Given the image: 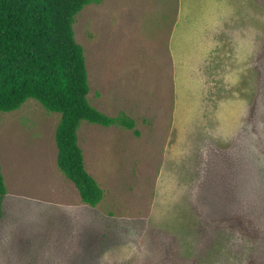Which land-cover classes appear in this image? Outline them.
Wrapping results in <instances>:
<instances>
[{"label": "rangeland", "instance_id": "obj_1", "mask_svg": "<svg viewBox=\"0 0 264 264\" xmlns=\"http://www.w3.org/2000/svg\"><path fill=\"white\" fill-rule=\"evenodd\" d=\"M73 30L88 101L132 117L139 136L81 124L104 192L90 207L57 167L60 115L33 99L0 112V264H245L252 247L260 257L264 0H99Z\"/></svg>", "mask_w": 264, "mask_h": 264}, {"label": "trees", "instance_id": "obj_2", "mask_svg": "<svg viewBox=\"0 0 264 264\" xmlns=\"http://www.w3.org/2000/svg\"><path fill=\"white\" fill-rule=\"evenodd\" d=\"M95 2L99 0H0V112H14L33 99L60 115L55 131L57 167L90 207L100 204L104 192L86 170L78 138L81 124L116 126L139 136L132 117L124 112L110 117L87 98L88 72L73 25ZM6 196L0 162V220L6 213ZM250 242L245 238V245ZM249 257L245 264H264V253L258 257L253 247Z\"/></svg>", "mask_w": 264, "mask_h": 264}]
</instances>
